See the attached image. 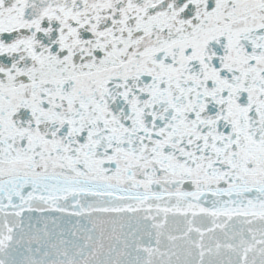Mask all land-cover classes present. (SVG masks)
<instances>
[{
	"label": "snow or ice",
	"instance_id": "6c2138e0",
	"mask_svg": "<svg viewBox=\"0 0 264 264\" xmlns=\"http://www.w3.org/2000/svg\"><path fill=\"white\" fill-rule=\"evenodd\" d=\"M0 264H264V0H0Z\"/></svg>",
	"mask_w": 264,
	"mask_h": 264
}]
</instances>
